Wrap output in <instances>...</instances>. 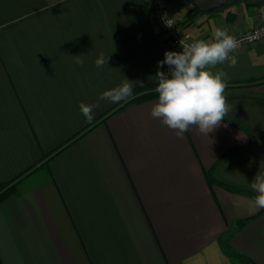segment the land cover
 <instances>
[{"label":"crops","instance_id":"crops-1","mask_svg":"<svg viewBox=\"0 0 264 264\" xmlns=\"http://www.w3.org/2000/svg\"><path fill=\"white\" fill-rule=\"evenodd\" d=\"M241 2L218 17L189 4L183 30L210 42L213 23L229 35L251 29L256 6ZM261 50L208 70L227 73L226 87L264 92L243 58ZM165 51L176 50L156 27L151 0H0V184L30 170L0 203V264H237L222 250L226 239L264 264V208L250 187L264 175V101L228 100L232 110L213 132L193 126L182 137L151 116L158 99L133 104L40 167L121 103L100 101L87 122L81 102L95 103L123 77L133 88L158 82L157 71H169L157 63ZM101 53L108 65L98 69Z\"/></svg>","mask_w":264,"mask_h":264},{"label":"clouds","instance_id":"clouds-1","mask_svg":"<svg viewBox=\"0 0 264 264\" xmlns=\"http://www.w3.org/2000/svg\"><path fill=\"white\" fill-rule=\"evenodd\" d=\"M170 27L171 24H168ZM182 51H165L164 59L158 61V67L168 66V74L157 71L155 78L158 85L155 91L158 100L151 108V116L159 119L163 125L175 131L177 137L190 131L194 126L198 133L208 136L220 126L225 115L232 110L224 95L227 73L219 71L213 74L209 67L229 61V66L234 67L237 60L230 53L237 47L236 39L225 30L212 24V40L195 41L181 46ZM80 55H77L79 57ZM109 56L103 53L95 61V66L103 68L108 65ZM83 65V60L77 59ZM223 78V79H222ZM143 87V82L135 84ZM134 81L123 77L120 85L105 90L98 95L93 104L81 102L79 108L87 122L94 119L95 108L100 101L110 103L127 102L133 96ZM251 189L257 193L255 205L264 208V175L257 174L250 184Z\"/></svg>","mask_w":264,"mask_h":264},{"label":"trees","instance_id":"trees-1","mask_svg":"<svg viewBox=\"0 0 264 264\" xmlns=\"http://www.w3.org/2000/svg\"><path fill=\"white\" fill-rule=\"evenodd\" d=\"M260 1L261 0H255L254 2H248L247 6H252V7L257 6L260 4ZM191 11L194 13H201L195 7H192ZM157 85H158V82H155V83L144 84L143 87L138 86V87L133 88V96L131 98H129V100L127 102H121L118 106L114 107L112 110L107 112L101 119L97 120L96 122L91 124L88 128H86L85 130H83L79 134L75 135L68 142L64 143L63 145H61L60 147H58L57 149H55L51 153L44 155L42 160H41L40 167L45 168L47 166L48 162L53 157L58 155L60 152H62L64 149H66L68 146H70L72 143H74L76 140H78L81 136H83L85 134V132L87 130L92 128L94 125H97V124L104 122L112 114L118 113V112L122 111L124 108H126L130 105H133V104H138V103H143L146 101L158 99V93L155 91ZM249 87L250 86H228L225 89H231V90L232 89H240L239 91H243V92L249 91L250 92ZM29 171L30 170H28L27 172H25L24 174L19 176L17 179H20L21 177L25 176L27 173H29ZM17 179L13 180L11 182H6V183L0 184V203H2L5 199L10 197L14 193L15 184L17 182ZM207 180L209 183L215 182V179L212 175V172L208 173ZM227 189H229L231 191H235V190L228 188V187H227ZM246 221L247 220L237 222L235 225V227H236L235 229L242 228L245 225ZM222 250L224 251V253L226 255H228L232 259L236 260L237 264H255L249 258H246L242 255L236 254L234 251H232L229 247L227 239L222 244Z\"/></svg>","mask_w":264,"mask_h":264},{"label":"built area","instance_id":"built-area-1","mask_svg":"<svg viewBox=\"0 0 264 264\" xmlns=\"http://www.w3.org/2000/svg\"><path fill=\"white\" fill-rule=\"evenodd\" d=\"M152 16L156 27L163 35L166 42L177 52L182 51V45L190 44L192 41L186 35L174 16L168 0H151ZM257 24L251 28L231 34L236 41L237 47L230 53L232 57L237 52L250 47L264 45V3L256 6ZM168 24H171L169 27Z\"/></svg>","mask_w":264,"mask_h":264},{"label":"rangeland","instance_id":"rangeland-1","mask_svg":"<svg viewBox=\"0 0 264 264\" xmlns=\"http://www.w3.org/2000/svg\"><path fill=\"white\" fill-rule=\"evenodd\" d=\"M261 2L264 3V0H261ZM242 4V2H238L234 5L227 6L221 9H218L211 13H200L199 16H225L227 13L233 10V8L238 7ZM171 7H174L175 9V15L172 13L174 18L176 19L178 25L183 28L182 24V14H184L185 8H188L190 5L188 2L184 0H174L171 4ZM184 29V28H183ZM185 31V30H184ZM186 35L189 37V33L185 31ZM244 62H246L247 65V71H246V77H250L251 81H260L256 82L258 84L264 82V50H261L259 52H249L244 57ZM253 67V68H252ZM261 88L264 91V83L262 84Z\"/></svg>","mask_w":264,"mask_h":264},{"label":"water","instance_id":"water-1","mask_svg":"<svg viewBox=\"0 0 264 264\" xmlns=\"http://www.w3.org/2000/svg\"><path fill=\"white\" fill-rule=\"evenodd\" d=\"M195 7L201 13H211L218 9L234 5L241 0H184ZM248 2L249 0H244ZM227 101L234 99H248L264 101V92H239L225 95Z\"/></svg>","mask_w":264,"mask_h":264}]
</instances>
